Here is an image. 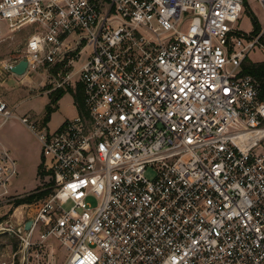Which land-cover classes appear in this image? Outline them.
Listing matches in <instances>:
<instances>
[{
	"label": "built area",
	"instance_id": "2783aa9c",
	"mask_svg": "<svg viewBox=\"0 0 264 264\" xmlns=\"http://www.w3.org/2000/svg\"><path fill=\"white\" fill-rule=\"evenodd\" d=\"M246 1L0 0V45L31 30L0 83L26 60L24 76L84 97L37 136L46 194L0 226L23 261L53 239L64 264H264V99L242 75L264 26L239 30ZM13 118L0 92V132ZM17 176L0 142V199Z\"/></svg>",
	"mask_w": 264,
	"mask_h": 264
},
{
	"label": "rangeland",
	"instance_id": "374dc122",
	"mask_svg": "<svg viewBox=\"0 0 264 264\" xmlns=\"http://www.w3.org/2000/svg\"><path fill=\"white\" fill-rule=\"evenodd\" d=\"M249 7L255 15L259 24L264 26V12L260 4L255 0H248ZM251 17L245 9L243 17L239 22V30L246 33L253 31ZM3 35H9L7 28H2ZM31 30L26 29L20 33L11 35V40L0 45V60L7 59L16 49L21 48ZM263 48H256L250 54L248 59L253 63L264 62V38L262 39ZM83 59V58H82ZM81 59V61H83ZM53 86L45 80L42 75L27 76H4V81L0 83V92L2 98L10 109L14 110L16 118L11 119L0 132V142L10 148L18 162V176L14 178L7 187L10 196L0 199V217L4 220L0 223L2 228L9 226V223L15 221V211L17 215L21 211L20 206L16 205V200L27 197L40 191L49 178L41 174L43 165V145L38 137L45 130L54 133L62 120H71L75 117L77 108L74 106V96L68 89L65 94L56 103V111L51 115L49 123L44 124L46 118V107L50 103V93ZM77 112V113H76ZM27 117L29 123L25 125L18 118ZM33 127V129H30ZM264 151V143L258 148V152ZM146 176L149 179L154 177V172L148 170ZM4 189H0V193ZM39 199V198H38ZM37 200V199H36ZM35 201V200H34ZM93 206L98 201L92 197L89 199ZM25 204V203H24ZM23 205V204H22ZM70 205H67L69 209ZM34 237V241H37ZM19 239L13 233L5 230L0 231V264H64L67 252L57 241L50 239L46 244L34 245L26 260L23 261L22 254L19 253ZM14 253H17L14 258Z\"/></svg>",
	"mask_w": 264,
	"mask_h": 264
},
{
	"label": "trees",
	"instance_id": "16d2710c",
	"mask_svg": "<svg viewBox=\"0 0 264 264\" xmlns=\"http://www.w3.org/2000/svg\"><path fill=\"white\" fill-rule=\"evenodd\" d=\"M245 9L248 13V16L251 17V22L253 25V31L251 32V35L255 36L257 35L261 28V25L259 24V22L257 21L255 15L253 14V12L251 11L249 5L247 4V2L245 3ZM242 75H250L255 77L261 84V97L264 98V62L261 63H253L251 62L249 59H246L242 65ZM68 92H70L71 94H73L74 96V100L75 103L78 107V109L83 113L84 112V97H83V91L81 89V87L79 86V88L77 89V92L74 93V91H72V89L70 87L67 88ZM65 90L63 89H58L56 91H53L50 93L49 99H50V103L49 105L46 107V118L44 121V124H47L50 122L51 120V115L56 111V103L57 101L64 96L65 94ZM46 193H42V192H36L33 193L31 195H28L27 197H23L20 199L16 200V205L20 206L24 203H30L33 202L34 200L41 198L45 195ZM4 220V218L0 217V223Z\"/></svg>",
	"mask_w": 264,
	"mask_h": 264
},
{
	"label": "water",
	"instance_id": "95a60500",
	"mask_svg": "<svg viewBox=\"0 0 264 264\" xmlns=\"http://www.w3.org/2000/svg\"><path fill=\"white\" fill-rule=\"evenodd\" d=\"M27 68V61L22 60L16 66L13 67L12 72L15 73L17 76L22 77L24 76ZM32 222L28 221L25 225V230L28 231L31 227Z\"/></svg>",
	"mask_w": 264,
	"mask_h": 264
},
{
	"label": "crops",
	"instance_id": "0c3cea01",
	"mask_svg": "<svg viewBox=\"0 0 264 264\" xmlns=\"http://www.w3.org/2000/svg\"><path fill=\"white\" fill-rule=\"evenodd\" d=\"M246 2H247V4H249L248 0H247ZM261 28H262V26H261ZM249 34H251V33H249ZM248 57H249V56H248ZM248 57H247V59H248ZM82 62H83V61H80L79 63L75 64V68H76L75 72L79 70V68L81 67ZM260 63H261V62H260ZM26 76H27V77H30V76H28V75H26ZM31 76H33V75H31ZM43 76H44V75H43ZM75 79H77V76L75 77ZM79 86H80V85H77L76 88H73V87H70V88L72 89V91H74V93H76V92H77V89L79 88ZM80 87H81V86H80ZM81 89H82V88H81ZM82 91H83V90H82ZM263 99H264V98H263ZM74 106L78 109V107H77V105H76V103H75V100H74ZM77 112L79 113L80 110L78 109ZM77 112H76V113H77ZM76 115H77V114H76ZM76 115H75V116H76ZM51 119H52V117H51ZM64 121H66V120H62L57 128H59V127L61 126V124H62ZM263 143H264V142H263ZM1 144H2V143H1ZM2 145L10 150V148L7 147L6 144L3 143Z\"/></svg>",
	"mask_w": 264,
	"mask_h": 264
}]
</instances>
